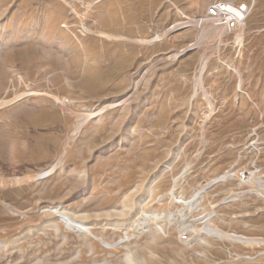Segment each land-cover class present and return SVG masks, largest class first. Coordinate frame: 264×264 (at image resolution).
Instances as JSON below:
<instances>
[{
  "label": "rangeland",
  "instance_id": "1",
  "mask_svg": "<svg viewBox=\"0 0 264 264\" xmlns=\"http://www.w3.org/2000/svg\"><path fill=\"white\" fill-rule=\"evenodd\" d=\"M221 1L252 6L242 29L226 33L202 25L203 40L144 66L120 99L83 109L59 105L66 133L52 127L50 112L37 108L42 95L37 81L21 79L20 67L10 78L0 64V103L28 90L39 93L9 104L26 105L23 112L37 128L0 142V157H13L4 161L10 168L0 162V243L24 252L25 264L38 258L45 264H125L128 253L146 264H264V245L202 234L209 224L228 235L264 241V0ZM10 34L0 32V57L21 51L3 46ZM236 35L242 36L241 45ZM203 66L206 95L195 96ZM102 106L104 112L74 134L83 113ZM54 165L52 175L36 181ZM241 173H248L247 180ZM223 175L232 178L210 185ZM203 190L194 211L170 198L173 191L188 201ZM54 207L91 225L103 241L116 244L125 234L130 241L110 250L67 232L63 243L50 229L35 228L53 217ZM117 223L123 224L112 227ZM145 224L152 233L135 238ZM155 225H162L165 235H157ZM182 233L193 239L191 245L179 242ZM199 239L210 244L200 246Z\"/></svg>",
  "mask_w": 264,
  "mask_h": 264
},
{
  "label": "crops",
  "instance_id": "2",
  "mask_svg": "<svg viewBox=\"0 0 264 264\" xmlns=\"http://www.w3.org/2000/svg\"><path fill=\"white\" fill-rule=\"evenodd\" d=\"M217 1L0 0V32L11 33L3 46L7 52L21 48L1 56L0 64L10 78L20 67L21 79L37 81L42 93L37 108L50 112L52 127L66 133L65 114L49 96L68 102L70 109L120 99L144 66L202 40L204 30L195 21ZM183 22L191 26L170 34L171 26ZM25 107H0V142H10L13 132L27 136L37 128V123L30 126ZM6 159L0 162L10 168Z\"/></svg>",
  "mask_w": 264,
  "mask_h": 264
},
{
  "label": "bare ground",
  "instance_id": "3",
  "mask_svg": "<svg viewBox=\"0 0 264 264\" xmlns=\"http://www.w3.org/2000/svg\"><path fill=\"white\" fill-rule=\"evenodd\" d=\"M218 30L223 31L222 29H218ZM220 37H221V35L219 34V38ZM200 41H201V39H200ZM234 41H235L236 44L241 45L242 41H243L242 36L241 35H236L235 38H234ZM238 47H240V46H238ZM204 72H205V67L203 66L202 69L200 70L199 78L197 79L196 84H195V88H194V91H195L194 95L195 96H196L198 91H203V94L206 95V92H204L203 85H202V76H203ZM239 89H241V88H239ZM38 94H39L38 92L28 90L27 92L23 93L19 97L14 98V100H12V101L8 100L7 102L6 101L1 102L0 103V107L1 106H5V105H9V104H14V103H16V102H18L20 100H23V99H26V98H30V97L36 96ZM51 97L60 106L63 105V107H64L65 105L69 104L66 101H61L57 97H53V96H51ZM104 109H105V106L104 107L102 106V107H100L99 109H97L95 111H87L85 114L83 113V115L77 120L74 134L79 133L80 130L82 129V127L89 120L99 117L104 112ZM56 169H57L56 165L45 169L44 171H42L40 174L37 175L36 181L40 180V179H43V178H46V177H49L50 175L53 174V172ZM249 177L250 178L252 177L251 173L249 174ZM231 178H232V175L231 176L230 175H223L222 177H219L218 179L213 180L210 185L211 186L212 185H216V184H218L220 182H225V181H227L228 179H231ZM203 193H204V190H203V192H197V193L194 194L192 200H188L187 201V200H185V199H183L181 197H179V198L175 197L174 194H173V191H171L170 198H171V200L173 202L179 203V204H183L184 206L188 207L191 211H194L198 207L199 199L202 197ZM49 215H51L53 217L50 220H47V222L45 224H43L41 226L39 225L38 227H35V228L40 230V231H43V232L48 231L50 229L51 232H52L53 237H55V238H60L61 237L62 240H63V243L67 242V240H68L67 232H70V233L72 232V233H74V235L76 234L84 242L86 241L89 246L92 245L93 241H96V242L98 241L105 248L110 249V250H115V249H118L121 246H125L126 243H129V241H130L129 240L130 238L128 236H126V234H125V237L123 239H121L116 244H111L109 242L103 241L101 237H97V236H95V234H93V232H92L93 230H92L91 225L87 224L85 221L76 220L73 217V215H69V213L65 212L62 207H54V208L50 209L49 210ZM154 218H155V220L158 219L157 216H155ZM122 224L123 223H120V224L117 223L115 225H112V227L116 228V227H118L120 225L122 226ZM209 226H210L209 224H208V226L206 225L203 228V230H202L203 231L202 234L204 236H206L207 238L211 237V238H215V239H219V240H227L229 242L239 243V244H242V245H245V246H260V245H264V241L256 240V239H249V238H246V237H243V236H237V235H228V234H225V233H223V232H221V231H219L217 229L211 228ZM140 229H141L140 233L137 236H135V238H138L142 233L151 231V228L149 227V225H146V224H145L144 227H141ZM154 230H155V233L157 235H165V228L162 225H155ZM151 233H152V231H151ZM205 239H199L197 241L199 244H201L200 246L209 245L210 244ZM192 243H193V239L187 245H191ZM88 245L87 246L85 245V246L88 247ZM81 249L82 248H80V250ZM0 250L2 251V252H0V254H4L3 259L0 260V264H25L26 263V260H27L26 254L24 252H22V251H19V250H18L19 252L16 253L13 250V248L11 247V242L0 243ZM14 252L16 254H14ZM78 254H80V253H78ZM125 261H126L125 264H146L145 261L136 262V260L133 258V255L131 253L127 254V256L125 258ZM34 264H45V263H44L43 259H39L38 258L35 261Z\"/></svg>",
  "mask_w": 264,
  "mask_h": 264
},
{
  "label": "built area",
  "instance_id": "4",
  "mask_svg": "<svg viewBox=\"0 0 264 264\" xmlns=\"http://www.w3.org/2000/svg\"><path fill=\"white\" fill-rule=\"evenodd\" d=\"M252 11V6L244 2L235 1H217L211 3L205 14L195 21L197 28L202 25H211L213 28L222 29L226 33H235L242 29ZM191 26L186 22L171 26V29L180 30ZM248 173H241L242 180H247ZM191 241L188 233H182L179 236V242L188 244Z\"/></svg>",
  "mask_w": 264,
  "mask_h": 264
}]
</instances>
